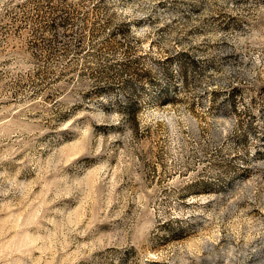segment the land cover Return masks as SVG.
<instances>
[{
    "label": "rangeland",
    "instance_id": "1",
    "mask_svg": "<svg viewBox=\"0 0 264 264\" xmlns=\"http://www.w3.org/2000/svg\"><path fill=\"white\" fill-rule=\"evenodd\" d=\"M0 264H264V0H0Z\"/></svg>",
    "mask_w": 264,
    "mask_h": 264
}]
</instances>
